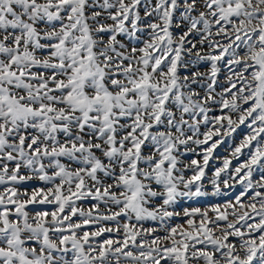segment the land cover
<instances>
[{
	"label": "snow or ice",
	"instance_id": "6c2138e0",
	"mask_svg": "<svg viewBox=\"0 0 264 264\" xmlns=\"http://www.w3.org/2000/svg\"><path fill=\"white\" fill-rule=\"evenodd\" d=\"M0 264H264V0H0Z\"/></svg>",
	"mask_w": 264,
	"mask_h": 264
},
{
	"label": "rangeland",
	"instance_id": "374dc122",
	"mask_svg": "<svg viewBox=\"0 0 264 264\" xmlns=\"http://www.w3.org/2000/svg\"><path fill=\"white\" fill-rule=\"evenodd\" d=\"M206 66H201V70H203V68ZM222 67V71L219 75V79L220 81L223 83L224 81V77L226 75V70L223 69V65H221ZM219 90V89H218ZM213 114H217V113H213ZM203 131V129H202ZM245 131V129L242 127L241 129L238 130L237 133L234 134L233 139L235 140V142H238L239 139L241 138L243 132ZM233 144V140L230 139H225V141L218 146V148L214 151V157L212 159H210L209 161V165L206 169V178L204 179V185H205V190L208 191L209 193H211V186L208 183V178L211 177L212 172L214 170L215 167L220 166V158L224 155L228 154V151L230 149V145ZM190 147H195L194 145H190ZM192 158H196L198 160H202V157L199 155H196L195 153H188L184 159L186 161H190ZM246 157L242 156L240 158V160L245 159ZM240 160H234L233 161V168L240 162ZM186 175H191L190 172H187ZM241 190V186L237 185L235 188L233 189H223L220 195L217 196H212V195H208L205 197H200V198H195L193 200H186V201H182L181 202V206L182 207H193V206H200V207H204V206H208L210 204H216V203H223L225 202V200L230 199L234 196V194H238V192ZM85 207H87V204L84 205ZM179 210V209H177ZM172 224H176V223H183V220L181 218H175L171 221Z\"/></svg>",
	"mask_w": 264,
	"mask_h": 264
}]
</instances>
